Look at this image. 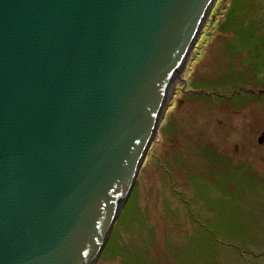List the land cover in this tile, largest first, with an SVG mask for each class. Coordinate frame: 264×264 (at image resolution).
Instances as JSON below:
<instances>
[{
	"label": "water",
	"instance_id": "obj_1",
	"mask_svg": "<svg viewBox=\"0 0 264 264\" xmlns=\"http://www.w3.org/2000/svg\"><path fill=\"white\" fill-rule=\"evenodd\" d=\"M215 1L0 0V264L96 262Z\"/></svg>",
	"mask_w": 264,
	"mask_h": 264
},
{
	"label": "rangeland",
	"instance_id": "obj_2",
	"mask_svg": "<svg viewBox=\"0 0 264 264\" xmlns=\"http://www.w3.org/2000/svg\"><path fill=\"white\" fill-rule=\"evenodd\" d=\"M191 50L94 264H264V0H216Z\"/></svg>",
	"mask_w": 264,
	"mask_h": 264
},
{
	"label": "trees",
	"instance_id": "obj_3",
	"mask_svg": "<svg viewBox=\"0 0 264 264\" xmlns=\"http://www.w3.org/2000/svg\"><path fill=\"white\" fill-rule=\"evenodd\" d=\"M232 30H233V29H232ZM119 218H120V217H119ZM119 218H118V220H119ZM106 248L109 250L108 245H107ZM106 248H104V250L101 252V254H100V258L102 257L103 254H105V252H106ZM114 249H116V248L114 247Z\"/></svg>",
	"mask_w": 264,
	"mask_h": 264
},
{
	"label": "bare ground",
	"instance_id": "obj_4",
	"mask_svg": "<svg viewBox=\"0 0 264 264\" xmlns=\"http://www.w3.org/2000/svg\"><path fill=\"white\" fill-rule=\"evenodd\" d=\"M185 59H186V57H185ZM184 59V60H185ZM132 190V189H131ZM130 195V194H129ZM128 198H129V196L127 197V199L125 200V202H124V205L122 206V208H121V210H120V212L122 211V209H123V207L125 206V204H126V202H127V200H128ZM120 212H119V214H120ZM119 216V215H118ZM110 233H111V231H110Z\"/></svg>",
	"mask_w": 264,
	"mask_h": 264
}]
</instances>
